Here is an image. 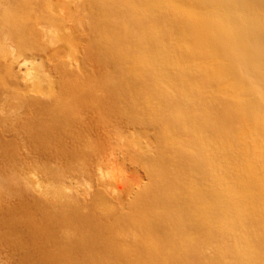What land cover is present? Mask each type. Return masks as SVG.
Here are the masks:
<instances>
[{
	"label": "bare ground",
	"instance_id": "bare-ground-1",
	"mask_svg": "<svg viewBox=\"0 0 264 264\" xmlns=\"http://www.w3.org/2000/svg\"><path fill=\"white\" fill-rule=\"evenodd\" d=\"M0 264H264V0H0Z\"/></svg>",
	"mask_w": 264,
	"mask_h": 264
}]
</instances>
